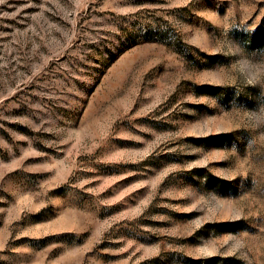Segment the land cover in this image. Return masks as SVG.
Returning <instances> with one entry per match:
<instances>
[{"label": "rangeland", "instance_id": "1", "mask_svg": "<svg viewBox=\"0 0 264 264\" xmlns=\"http://www.w3.org/2000/svg\"><path fill=\"white\" fill-rule=\"evenodd\" d=\"M0 264H264V0H0Z\"/></svg>", "mask_w": 264, "mask_h": 264}]
</instances>
